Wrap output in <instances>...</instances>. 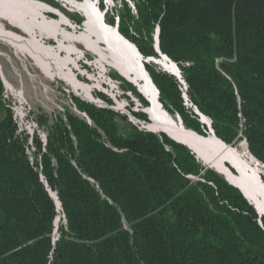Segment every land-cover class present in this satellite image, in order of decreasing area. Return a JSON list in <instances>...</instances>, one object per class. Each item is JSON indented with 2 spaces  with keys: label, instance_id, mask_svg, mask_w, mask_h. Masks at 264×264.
Here are the masks:
<instances>
[{
  "label": "trees",
  "instance_id": "trees-1",
  "mask_svg": "<svg viewBox=\"0 0 264 264\" xmlns=\"http://www.w3.org/2000/svg\"><path fill=\"white\" fill-rule=\"evenodd\" d=\"M112 12L107 23L118 18L144 58L160 59V27V50L181 73L143 62L163 109L211 139L199 110L264 166V0H114ZM5 95L0 74V264H264V215L188 145L136 125L99 91L106 107L72 95L91 123L67 112L46 146L34 135L32 161Z\"/></svg>",
  "mask_w": 264,
  "mask_h": 264
},
{
  "label": "rangeland",
  "instance_id": "rangeland-1",
  "mask_svg": "<svg viewBox=\"0 0 264 264\" xmlns=\"http://www.w3.org/2000/svg\"><path fill=\"white\" fill-rule=\"evenodd\" d=\"M34 1L39 4L34 6L24 0H0L2 5L0 27L14 32L21 39L39 42L49 50V53L37 54L26 49H14L0 41V74L6 84V102L13 110L22 135L26 139L30 159L34 161L39 157L33 146L34 135L38 134L46 146L50 131L55 127L56 122L60 119L67 122V112L91 122L89 117L76 107L72 95L89 100L86 94L89 92L99 104L107 105L95 95L103 91L115 101L113 108L127 114L136 125L147 127L151 124L153 119L147 112L148 109L155 107L151 108V97H156L157 103L159 100L149 75L143 69L142 62L125 51L124 53L132 58L131 65L126 62V57L122 56L115 47L110 44L108 46L104 42L102 34L91 19H88L90 33L78 27L64 25L71 23L80 26L77 21L81 17H84L83 21L87 20L82 10L86 8L84 1L77 0L83 3L80 4L70 0H58L55 1L57 5L46 0ZM68 1L69 4H66ZM103 3L105 9L101 10L93 2L98 17L108 28L113 29L116 26L108 24L106 18L109 19L113 14L114 0H103ZM10 9L15 12L9 11ZM53 13L60 14L61 17ZM35 34L38 36L36 37ZM51 39L57 40L58 43L52 42ZM112 73L131 82L141 96L136 95L121 80L114 78ZM127 74H131V77ZM145 84L151 86L150 91ZM125 95L130 97L133 106ZM141 97L150 105L146 106ZM158 105L160 106L159 103ZM130 107L135 111L145 110L151 122L138 123ZM163 112L168 120L187 129L178 115L170 114L165 110ZM124 126L130 130L127 123H124ZM235 147L245 159L251 157L244 139H241ZM192 148L204 164L218 170L226 179L222 174V166L225 164H220L208 151ZM261 168L263 171L262 164ZM53 195L56 197L54 192ZM63 219V215L60 214L56 225V240L59 238V224L65 222Z\"/></svg>",
  "mask_w": 264,
  "mask_h": 264
},
{
  "label": "bare ground",
  "instance_id": "bare-ground-1",
  "mask_svg": "<svg viewBox=\"0 0 264 264\" xmlns=\"http://www.w3.org/2000/svg\"><path fill=\"white\" fill-rule=\"evenodd\" d=\"M10 1H14V0H10ZM24 1L34 6L39 4L34 0H24ZM83 1L86 4V8L82 10L85 13L86 18L92 20V17H94L95 20L94 26L102 34L104 42L108 46L109 44L112 45L117 50L119 48H122L124 51L130 53L132 57L138 58L139 61L142 62L134 45L129 41L128 42L123 41L116 31V27L113 29L108 28L106 24L98 17L93 2L90 3L87 0H83ZM0 7H2L1 4ZM9 11L15 12L12 9H10ZM0 15H2L1 11H0ZM57 15L61 17L60 14ZM64 25L74 27L73 24L71 23H66ZM0 41L8 44L9 46H12L14 49L17 50L26 49L29 51H33L34 53L37 54L38 53L41 54L43 52L49 53V50L45 45L39 42H34L32 40L27 41L21 39L14 32L5 30L2 27H0ZM46 58L49 59L48 55H46ZM160 61L162 62L163 67H165L166 69L171 71H176L175 65L166 63L165 57H160ZM145 86L148 89V91H150L151 86L148 84H145ZM79 87L85 88L82 85H79ZM86 94L89 101L99 104L96 100L93 99L94 97H92V95H90L89 92H86ZM153 100L155 103V107L147 110V112L150 114L151 118L153 119V122L149 124L147 128L160 132L161 130L167 131L174 137H177L182 141L186 142L190 147H195L197 149H203L205 151H208L213 157H215L219 161L220 164H225L227 162L230 163V165H234L239 172L237 175L230 172V170L226 167V165L222 166V174L226 177L228 181L237 185H241L239 176H243L247 178L249 182L248 186L254 190L255 197L253 198L257 206V209L260 212V214L263 215L264 214V181L261 178V173H262L261 164L252 156L248 158L249 160L245 159L243 156L239 154V152L236 149L232 148L229 145H224L220 141L216 140L212 134H211L212 135L211 139H205L198 137L193 132L183 127L178 126L174 122L167 119L165 113L158 105L156 97H153ZM207 122L209 121L207 120ZM57 222L58 220L56 221V223Z\"/></svg>",
  "mask_w": 264,
  "mask_h": 264
},
{
  "label": "water",
  "instance_id": "water-1",
  "mask_svg": "<svg viewBox=\"0 0 264 264\" xmlns=\"http://www.w3.org/2000/svg\"><path fill=\"white\" fill-rule=\"evenodd\" d=\"M55 1H58V0H55ZM70 1H75V2H78L77 0H70ZM70 1H68L66 4H69V2ZM88 2H90V3H92V2H95V3H97L96 1H93V0H87ZM78 3H80V4H83V3H81V2H78ZM88 6V5H87ZM53 14H55V13H53ZM56 15V14H55ZM92 20H93V24H95V20H94V17H92ZM118 21H119V19L117 18V23H116V31H117V33H118V35L120 36V38L123 40V41H125V42H128L129 40H127L120 32H119V23H118ZM89 20L87 19L86 21H83L82 22V24L80 25V26H78V25H73L74 27H78L79 29H83V30H86V31H88L89 33L91 32V30L88 28L89 27ZM97 25V24H96ZM98 26V25H97ZM14 28H16V27H14ZM16 29H18V28H16ZM19 30V29H18ZM19 31H21V30H19ZM22 32V31H21ZM159 34H160V27H158L157 28V30H156V33H155V49H156V51L158 52V54L160 55V57H165V58H167L168 60H170L172 63H174V65H175V67H176V71H171V70H168V69H166L165 67H164V69L165 70H167L168 72H170V73H172L173 75H175V76H177L178 78H180L181 79V73H180V70H179V68H178V66H177V64L175 63V62H173L167 55H165V54H163L162 53V51L160 50V39H159ZM35 36L37 37L38 36V34H35ZM52 40V39H51ZM52 42H54V43H58L57 42V40H52ZM130 42V41H129ZM133 44V43H132ZM134 45V44H133ZM134 47L136 48V50H137V52H138V54H139V56H140V59L142 60V66H143V62H148V61H154V62H156V63H158V64H160L161 66H163L162 65V62L160 61V59H156V58H144V56L140 53V51L138 50V48H137V46L136 45H134ZM118 52L122 55V56H124V57H126L127 58V61L126 62H128L130 65H131V61H132V58L130 57V56H128L126 53H124L125 51L122 49V48H119L118 49ZM143 69H144V66H143ZM144 71L148 74V72L144 69ZM122 74H124V73H122ZM126 74V73H125ZM131 74H132V72H131ZM131 74H127L128 76H130L131 77ZM149 75V74H148ZM149 77H150V75H149ZM150 82L152 83V85L155 87V89H156V91H157V98H158V100H159V90H158V88L155 86V84L152 82V79H151V77H150ZM183 82V81H182ZM152 98V101H151V108L153 107V106H155V103H154V100H153V97H151ZM186 99H187V96H186ZM159 104H160V107L163 109V106H162V104L160 103V101L158 102ZM94 104H96V105H98V106H101V107H106L107 105H101V104H97V103H94ZM118 110V109H117ZM164 110V109H163ZM143 112H145V113H147L145 110H142ZM196 112L201 116V120H202V122H204L205 124H207V126L209 127V129H210V134H212L214 137H215V139L216 140H218V141H220L221 143H223L224 145H227V144H225L222 140H220L216 135H215V133H214V130H213V128H212V120L209 118V117H207V116H205V115H203L202 113H200L199 112V110H197L196 109ZM179 116V115H178ZM131 117V116H130ZM180 117V116H179ZM150 118V117H149ZM132 119V118H131ZM151 119V118H150ZM181 119V118H180ZM207 120L209 121V122H207ZM136 121L138 122V123H140V120H138V119H136ZM182 121V120H181ZM90 122V121H89ZM91 123V122H90ZM142 128H144V129H147V130H151V131H154V132H160V131H156V130H153V129H150V128H147V127H145V126H143ZM187 130H189V131H191V132H193L195 135H197L194 131H192V130H190V129H187ZM161 132L162 133H165V134H167V135H169V136H171L172 138H174V139H176V140H178V141H180V142H182V143H184V144H186V145H188L186 142H184V141H182L181 139H179V138H177V137H174L173 135H171L170 133H168L167 131H164V130H161ZM198 137H201V136H199V135H197ZM201 138H204V137H201ZM245 143H246V145H247V148H248V150H249V146H248V143H247V141L245 140ZM189 146V145H188ZM190 147V146H189ZM192 150H193V148L192 147H190ZM250 151V150H249ZM193 152H194V150H193ZM195 153V152H194ZM252 154V153H251ZM253 156V155H252ZM198 157V156H197ZM254 157V156H253ZM254 159H256L255 157H254ZM257 160V159H256ZM260 164H261V162L259 161V160H257ZM230 164V163H229ZM233 168H234V170L236 171V173H239L238 172V169L234 166V165H231ZM263 166V165H262ZM263 168H264V166H263ZM264 170V169H263ZM217 172H218V170H217ZM239 179H240V183H241V185H237V184H234V183H232V182H230V181H228L227 179V181L230 183V184H232L233 186H235V187H237V188H239L252 202H253V204H254V206L256 207V209H257V206H256V204H255V201H254V198L253 197H255V194H254V190L252 189V188H250L249 186H248V184H249V182H248V179L247 178H245V177H243V176H239ZM50 193H51V195H52V197L54 198V200H55V202L57 203V205H58V209L59 210H61L62 209V207H61V203H60V201H59V198H58V195H57V192H54L55 194H56V198L53 196V191H51L50 190ZM252 193V194H251ZM257 211H258V209H257ZM258 213L260 214V212L258 211ZM261 215V214H260ZM264 215V214H263Z\"/></svg>",
  "mask_w": 264,
  "mask_h": 264
},
{
  "label": "built area",
  "instance_id": "built-area-1",
  "mask_svg": "<svg viewBox=\"0 0 264 264\" xmlns=\"http://www.w3.org/2000/svg\"><path fill=\"white\" fill-rule=\"evenodd\" d=\"M4 80V79H3ZM4 83H5V81H4ZM5 88H6V84H5ZM5 97H6V95H5ZM12 110V109H11ZM13 111V110H12ZM14 113V112H13ZM14 117H15V114H14ZM15 119H16V117H15ZM16 121H17V119H16ZM17 123H18V121H17ZM18 127H19V129H20V126H19V124H18ZM20 132H21V130H20ZM22 133V132H21Z\"/></svg>",
  "mask_w": 264,
  "mask_h": 264
}]
</instances>
